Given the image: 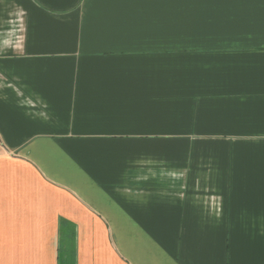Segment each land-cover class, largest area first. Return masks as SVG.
<instances>
[{
    "label": "crops",
    "instance_id": "crops-1",
    "mask_svg": "<svg viewBox=\"0 0 264 264\" xmlns=\"http://www.w3.org/2000/svg\"><path fill=\"white\" fill-rule=\"evenodd\" d=\"M0 264H264V0H0Z\"/></svg>",
    "mask_w": 264,
    "mask_h": 264
}]
</instances>
